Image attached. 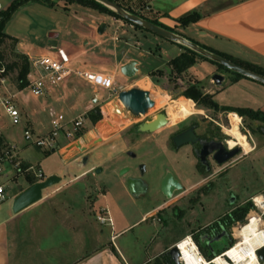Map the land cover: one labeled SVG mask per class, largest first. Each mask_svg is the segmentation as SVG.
Wrapping results in <instances>:
<instances>
[{
	"label": "crops",
	"instance_id": "obj_1",
	"mask_svg": "<svg viewBox=\"0 0 264 264\" xmlns=\"http://www.w3.org/2000/svg\"><path fill=\"white\" fill-rule=\"evenodd\" d=\"M123 1L124 5L121 7L127 11L135 12L148 20H154L201 47L264 71V0H179L168 9H164L162 0ZM152 3L156 10L152 9ZM84 8L97 11L89 7ZM193 11L200 13L201 17L186 27H180L178 18ZM79 21L82 22L83 19ZM107 22L123 26L119 19L99 12V17L91 19L85 31H78L79 40L76 45L62 44L56 41L58 34L51 33L49 38L55 40L54 43L34 48L17 41V49L25 56L26 54L38 56L46 53L50 46H60L70 55L75 68L100 74L107 72V75L113 78L121 73L127 78H137L138 82L148 87L165 85L167 76L172 74L168 62L182 52L178 44L171 42L174 44H171L173 47L177 46V50L171 53V48L162 47L164 41L160 37L147 36L135 28H121V33L127 35L123 41L117 37L106 39L104 36ZM101 24L105 25V30L99 34L97 30ZM140 38L147 40L158 51H152L149 47V50H146ZM109 41L114 43L112 47L105 46ZM118 44H122V47ZM158 52L164 54L163 60L155 56ZM148 56H152L155 61L159 59L162 63L146 69L144 59ZM126 67L129 68L126 70L127 74L131 76L122 72V68ZM187 72L192 75L191 81H187V84L196 85L204 94L212 95L220 106L248 108L264 113V85L228 73L202 59H196V63L188 68ZM214 74H221L224 77L220 86L214 84L212 80ZM178 78L174 79L180 82ZM81 84L89 86L80 80L71 79L51 95L39 98L32 96V105L25 114L26 127L34 132L35 127L43 123V118L40 116L44 113H47L50 125L51 112L57 114L55 105H59L68 97V94L72 93L78 96L77 98H80L84 105L83 112L79 115L87 116L93 110V104L97 100L95 95L98 93L93 89V97L86 98L87 96L81 93L83 86ZM99 98L102 99L101 96ZM21 101L27 104L28 98ZM70 107L74 109L73 106ZM69 121L71 120L66 122ZM89 121L91 122L90 118ZM91 124L95 125L92 122ZM96 127L95 125L93 129ZM87 131L60 147L58 152L62 155L61 149L70 143L76 142L83 146L92 143L93 139L86 138L89 132ZM1 139L0 152L8 145L6 138ZM105 141L107 145L109 142L102 138L96 145L84 148L83 152L80 150V153H77L76 148L62 155L64 161L85 156L88 158L85 163L79 160L78 175L70 177L62 185L61 179L57 183L60 184L59 186L43 190L39 201L19 213L12 212V202L20 190L12 194L9 201L5 202V198L0 202V264H145L161 253L167 252L180 240L169 242L150 253L145 251L144 243L140 250H134L140 236L120 241L149 219L154 228L159 220H154V216H158L167 207L168 202L175 197L173 194L167 197L162 191L164 200L140 210L134 206V202L144 196V189L140 185V192L131 193L129 190L128 192L125 181L121 180L123 191L126 193L125 197L133 205L130 209L128 206L119 205L115 195H112L103 185L97 184L88 175L99 165L97 162L87 167L90 155L98 151ZM22 165L28 164L22 163ZM28 166L31 167V165ZM41 174L44 178L56 175L53 171H49L47 176L42 172ZM24 175L27 185L20 187L21 190L30 186L28 177L35 178L34 173L31 172H25ZM79 183H85L84 191L78 189ZM58 195H63V199L54 202ZM80 197L85 198L86 204L77 203L80 202ZM99 216L110 218L111 223H100Z\"/></svg>",
	"mask_w": 264,
	"mask_h": 264
},
{
	"label": "rangeland",
	"instance_id": "obj_2",
	"mask_svg": "<svg viewBox=\"0 0 264 264\" xmlns=\"http://www.w3.org/2000/svg\"><path fill=\"white\" fill-rule=\"evenodd\" d=\"M114 1L120 6L124 5L123 0ZM177 1L179 0H162L165 6L164 9H168ZM2 2H5V0H2ZM54 2L56 4L52 8L36 2H28L21 5L6 22L4 32L18 42H22L27 46L34 48L44 47L48 43H54L55 40L49 38V34L51 33H57L58 37L56 41L62 44L68 43L76 45L79 40L78 31H85L90 20L99 17V12L92 9H85V6L82 7L83 5L77 3L71 4L69 10H66L64 7L66 4L64 2L59 0ZM151 5L152 9H155L154 4L152 3ZM81 19H83L82 22L79 21ZM120 21L123 23L122 27L107 22V30L104 38L117 37L120 38L121 41L127 38V35L121 33V28L134 29L135 27L122 20ZM135 29L144 32L147 36H154V34L141 28ZM140 39L146 50L149 47L152 51H158V49L149 44L147 40L143 38ZM161 40L164 41V45L162 46H165L164 49L167 47L169 49L171 48V53H174L177 50V46L173 47V43L166 41L163 38H161ZM113 44V42L109 41L105 46L112 47ZM12 45L13 51L21 53L17 49V44L14 46L11 41H6L5 46H3V53L8 61L12 60ZM118 46L122 47V44H118ZM155 56L157 58L161 57L162 60L165 57L161 52L156 53ZM161 63L162 62L159 59H156L155 61L152 56H148L144 59L146 69H151L155 65ZM103 73L108 74L107 72ZM169 77L167 76L166 84H163L161 87H148L147 85L138 82L137 78H127L121 73H118L117 77H114V82L117 85H121L125 89L124 91L132 88L148 91L150 93V98L154 102V106L150 108L146 114L135 117L127 112L123 104L116 99L104 98L107 96V91L98 88L99 93L104 97L101 100L99 96L102 95H95L97 100L93 104V110L99 112L100 118L96 120L95 125L97 127L94 129L93 127H95V125L91 124L88 116H83L82 114L79 115L83 112L84 105L82 104V100L77 98L78 96L74 93L70 95L68 94V97H66L64 101L59 103V105H55V111L58 115H62L65 121L72 120L77 116H82L84 120V128L79 131V134H83L88 130L89 132L87 131L88 136H86V138L93 139L92 143L84 146L76 142L70 143L61 149L62 155H65L67 152L76 148V150H78L76 152L80 153V148L94 146L100 142L102 138L109 142L105 145V141V146L101 145L98 151H94L90 155L87 167L94 165V163L97 162H99V165L94 168L91 173H88V175L90 178L94 179L97 184H100V186L103 185V187L108 189L112 195H115L119 205L122 207L128 206L130 209L133 203L125 197L126 193L123 191L121 180L125 181V183L129 179L141 182L144 187V196H141L135 201L134 206L140 210H144L165 199V196L163 197L161 195L163 194L162 182L168 176L178 180L183 187H187L197 179V176L192 171L193 160L189 147L182 146L176 150L171 146L170 138L178 129V123L171 126L165 125L151 135L137 131L138 124L151 120L157 114H165L169 121V116L166 111L168 104L186 101V98L182 96V91L190 85L187 84V81H191L192 75L186 70L179 76V78L173 74ZM175 77H177L181 83L174 79ZM182 81H184V84H182ZM81 85H83L81 93H84L88 99L92 98L93 88L85 86L84 84ZM11 90L17 92L18 103H16V107L21 114V118L18 124H12L4 111L0 110V138H6L8 142V145H6L3 150L8 149V147L13 148L11 149V154L14 155L15 160L23 164L31 165V173L36 174L38 171H41L47 176L49 175V171H53V173L55 172L56 176L62 179L60 182L61 185L66 183L70 177L78 175L80 172L78 162L84 157H80L76 160L70 159L64 161L62 155L58 152L60 147L72 140L70 137H65L62 133H59L56 137L57 144H55L53 151L45 148H38L25 140L23 132L25 129H28V127H26L25 114L29 111L30 105H32L31 101L33 97L29 90L25 88L21 90L20 95L18 94L17 88L13 87ZM25 98H28L27 104L21 101V99ZM70 106H73L74 109ZM196 109L199 110L197 114L180 122H196L199 126V132H202L205 128H210L212 130H218L219 134L226 136L223 128L228 127L229 125V115L235 114L240 118L239 131L245 136L247 143H252L251 140H253L255 144L258 145V149L254 154L251 155L244 152V158L240 166H251L253 174L256 177V180L249 185V192L251 197L255 198V202L259 208L252 207L250 216L254 215L259 218L261 220V228L264 230V221L261 215V212H264V136L254 132L256 127L263 126L264 124L260 121H251L246 117H240L235 112H226L222 110L214 111L197 107ZM47 117V113L40 116V118H43V123H41V125L38 124V126L35 127L34 132L29 129L34 137H44L50 131L51 128ZM246 131H249L250 136ZM227 139L233 144L237 143L230 137ZM98 169H100V171ZM232 178V175L227 176V180H231ZM249 179L250 176L245 179V182L249 181ZM0 184L4 186L6 202L9 201L12 194L18 191L19 187H25L27 185V180L24 173H18L10 164L4 162L2 164V172H0ZM60 184L53 185L49 187L48 190L53 189ZM84 185L85 183H79L78 189L84 191ZM126 190L128 191L127 185ZM80 198V202L77 203H80L81 205L86 204L85 198ZM245 198L246 197H244V199ZM62 199L63 195H58L54 202H58ZM201 199L203 201L202 197ZM205 204L207 205L208 203L205 202ZM197 208L201 207L197 206ZM192 214L193 213L190 211L189 197L184 193V195H180L178 202L176 199L170 200L167 207H165L158 216H154V220L159 219L154 228L151 219H149L146 223H142L139 227L134 229V231L130 232L126 237L120 239V241L130 240V238L140 236L134 250H140L142 243H144L146 248L145 251L150 253L169 242L178 239L181 240L185 236L194 234L196 230H199L204 225L205 220H208L209 217L212 218L211 215L205 220L196 223ZM196 215H201V213H196ZM246 224L247 220L240 225L235 224L228 229L231 233V241L228 243L227 249L238 241L233 236L234 231ZM196 236L198 237L199 235ZM221 243H226V240H221ZM133 254L135 255L138 253Z\"/></svg>",
	"mask_w": 264,
	"mask_h": 264
},
{
	"label": "flooded vegetation",
	"instance_id": "obj_3",
	"mask_svg": "<svg viewBox=\"0 0 264 264\" xmlns=\"http://www.w3.org/2000/svg\"><path fill=\"white\" fill-rule=\"evenodd\" d=\"M225 71L231 73L229 70ZM178 125V129L170 138L171 146L176 150L182 146L189 147L193 160L192 171L197 179L187 187H183L178 180L171 177L172 194L177 202L180 195H184V193L189 197L190 211L193 213L196 223L212 215V218L209 217L208 220H205L204 225L195 233L193 232L194 234L191 236L203 255L205 253L206 256H223L231 241V233L228 229L235 224L240 225L246 220L248 222L251 208H259L255 198H252L249 192V185L256 180V177L251 166H240L244 158V151L239 144L229 142L227 139L229 136L226 134V136H222L218 130L210 128L199 132L196 122H180ZM189 129L192 130L195 140L176 147L173 138ZM246 132L250 136L249 131ZM254 132L264 136V125L256 127ZM251 142L248 143L250 146L248 154L252 155L257 151L258 145L253 140ZM233 150H237V152L231 158L223 163L219 162L227 152ZM231 175L233 178L227 180V176ZM248 176L250 179L245 182ZM141 188L144 189L143 185ZM244 197L246 198L244 199ZM205 202L208 204L206 205ZM197 206L201 208H197ZM196 213H201V215L197 216ZM261 213L264 221V212ZM195 234L199 236L197 237ZM223 239L226 240L224 244L221 243Z\"/></svg>",
	"mask_w": 264,
	"mask_h": 264
},
{
	"label": "built area",
	"instance_id": "obj_4",
	"mask_svg": "<svg viewBox=\"0 0 264 264\" xmlns=\"http://www.w3.org/2000/svg\"><path fill=\"white\" fill-rule=\"evenodd\" d=\"M14 1L18 0H5V2L0 0V23L3 20V13ZM26 56L29 63V70L26 77L27 85L25 86V89H28L30 94L35 98L51 95L56 92L59 87L71 79L82 81L92 87L98 94V88L107 91V96L104 97L101 94L102 99L103 97L106 99L114 98L119 102L118 94L125 90L121 85H117L114 82V78L110 75L95 73L87 69L75 68L70 55L60 46H50L48 47L47 52L42 55L33 56L26 54ZM13 87L16 88V85L10 78L7 62L0 57V110L4 111V113L11 120L12 124H18L20 122L21 115L16 107L17 92H13L11 90ZM20 91L21 90H18V93ZM50 116L51 129L44 137H34L29 129H25L23 132L25 140L38 148L51 150L54 149L55 144H57L56 137L59 133H62L65 137H70L72 140H75L78 135H80L79 131L83 128L84 123L82 116H79L69 122H66L62 115H58L53 111ZM11 149L13 148L8 147V149L0 152V172H2V164L4 162L10 164L18 173L31 172L32 167L25 170L22 169V163L15 160L14 155L11 154ZM34 175L36 182L45 179L40 171L36 174L34 173ZM4 200V186L0 184V202ZM98 221H100V223H111L110 218H106L104 216H99ZM184 238L189 239L190 243L194 245V252L200 259L203 260L202 263H204V261H206V263H210L212 261V259L207 260L203 256L191 235L185 236ZM174 246L178 247V242H176ZM179 262L180 264H183L180 261V255Z\"/></svg>",
	"mask_w": 264,
	"mask_h": 264
},
{
	"label": "water",
	"instance_id": "obj_5",
	"mask_svg": "<svg viewBox=\"0 0 264 264\" xmlns=\"http://www.w3.org/2000/svg\"><path fill=\"white\" fill-rule=\"evenodd\" d=\"M92 1H95L103 5L108 10L113 12L115 15L120 17L123 21H127L133 24L134 26H137L143 30H146L150 32L151 34H154L155 36L163 38L167 41L182 45L192 50L193 52L199 54L200 56L206 58L207 60H210L235 74H238L244 78L250 79L254 82L264 85V75L254 72L252 70H249L245 67H242L223 56L215 54L199 46L198 44L190 40H187L185 37H183L182 35L178 33H175L171 30L158 26L154 24L153 22L142 18L141 16H138L130 11H127L126 9L122 8L119 4H117L114 1H111V0H92ZM104 30H105V25L101 24L97 31L99 34H102ZM128 69H129L128 67L122 68V72L127 74L126 70ZM127 75L131 76L130 74H127ZM212 80L216 86H220L224 81V77L221 74H214L212 76ZM118 100L120 103L123 104L126 111L135 117L146 114L147 111L154 106V102L150 98V93L148 91L141 90L138 88H132L127 91H121L118 94ZM165 125H167L166 115L157 114L151 120L138 124L137 131L141 133H153ZM194 140H195V137L191 129L186 130L185 132H182L173 138V142L176 147L185 145L188 142L194 141ZM80 150H82L83 152L85 149L80 148ZM235 152H237V150L227 152L226 156L222 158L221 160H219V162L223 163L227 161L229 158H231L234 155ZM87 158L88 157L85 156L82 159V162L85 163ZM98 170L100 171V169ZM60 180H61L60 177L56 175H50L42 181L35 182L34 184L30 185L28 188L24 190H21V188L19 187L18 190H20V192L14 198L12 202V212L14 214L19 213L20 211L27 208L28 206L36 203L42 198L43 190L57 184L58 182H60ZM171 184H172V179L170 176H168L162 182V191L167 197H170L173 192L171 188ZM126 185H127L128 190L131 193L140 192L139 185L142 186L140 181L132 180V179L127 180ZM167 253L171 257L174 264H180L179 262L180 254L176 246L173 245L172 247H170L167 250ZM256 256H257L259 264H264V246L256 250ZM226 259L229 261L228 258Z\"/></svg>",
	"mask_w": 264,
	"mask_h": 264
},
{
	"label": "trees",
	"instance_id": "obj_6",
	"mask_svg": "<svg viewBox=\"0 0 264 264\" xmlns=\"http://www.w3.org/2000/svg\"><path fill=\"white\" fill-rule=\"evenodd\" d=\"M54 1H57V0H18V1L12 2L10 4V6L8 7V9L3 13V20L0 23V57L7 62V68H8L10 78L12 79V82L15 83L16 88L18 90L24 89L25 86L27 85L26 77H27L28 70H29V64H28L27 57L25 55L13 51V45H12V60L8 61L6 59V57L4 56L3 46H5L6 41H8V40L11 41L14 44V46L17 43L16 39L8 36L4 32L5 24L12 17V15L15 13V11L21 5H23L25 3L36 2V3H41L45 6L52 8L56 4ZM59 1H62L66 4V6H64L66 10H69V6L71 4L77 3V4H81L85 7L93 8L100 13H104V14L112 16L116 19L122 20L120 17L115 15L113 12L108 10L106 7H104L103 5H101L95 1H92V0H59ZM111 1H114V0H111ZM130 12H132V11H130ZM132 13L137 15V13H135V12H132ZM141 17L144 18L143 16H141ZM200 17H201L200 13L193 11V12H190V13L178 18L177 22L179 23L180 27H186L190 23L196 22ZM144 19H147V18H144ZM149 21L153 22L154 24H156L158 26H161L163 28L170 30L169 28L162 26L161 24L157 23L154 20H149ZM124 22L132 25L135 28H139V27L134 26L133 24L127 22V21H124ZM178 46L182 49V52L178 56L172 58L168 62V65L170 67V72L173 75H176L177 77H179L186 70H188V68L193 66L196 63V59H202V60L209 61V62L215 64L219 69L227 70L224 67H222V66H220V65H218V64H216L210 60H207L206 58L200 56L199 54L193 52L192 50H190V49H188L182 45L178 44ZM205 49H207V48H205ZM207 50H209V49H207ZM209 51H211V50H209ZM211 52L218 54L220 56H223L227 59H230L223 54H220V53H217L214 51H211ZM230 60L235 62L236 64L242 66V67H245L249 70H252L254 72H257L259 74L264 75V71H262L261 69H258L254 66H251V65H248V64H245L242 62H237V61L232 60V59H230ZM232 74H235V73H232ZM235 75L238 77H242L238 74H235ZM182 96L186 99L192 100L197 108L209 109V110H214V111L222 110V111H226V112H235L240 117H247L251 121H260L261 123L264 124V113H261L258 111H252L248 108H234V107H229V106H220L213 99L212 95L204 94L196 85L187 86L182 91ZM87 116L90 118L92 123H95L96 120L100 118L99 112L95 111V110H92ZM1 145H2V139L0 138V146ZM27 168H29L28 165H22V169L25 170ZM28 181H29L30 185H32L36 182V179L34 177H28ZM240 218H241V216H240ZM203 256L205 258H207V260H211L215 257V255H209V256L207 255L206 256L205 253ZM145 264H174V263H173L171 257L168 255V253L163 252L160 255H158L157 257H155L153 260H151L150 262H147Z\"/></svg>",
	"mask_w": 264,
	"mask_h": 264
},
{
	"label": "bare ground",
	"instance_id": "obj_7",
	"mask_svg": "<svg viewBox=\"0 0 264 264\" xmlns=\"http://www.w3.org/2000/svg\"><path fill=\"white\" fill-rule=\"evenodd\" d=\"M166 111L169 116V121L166 118L167 125L171 126L197 114L199 110L196 109L192 100L186 99L185 102L169 103ZM239 121L240 118L237 115L230 114L229 125L224 127L223 131L235 140L244 152L248 153L250 146L245 136L239 131ZM234 237L238 241L227 249L223 256L214 257L210 263H206V261L202 263L203 260L194 252V245L190 243L189 239L182 238L178 241L177 247L180 253V261L183 264H259L256 250L264 246V230L261 228V220L254 215L250 216L246 225L234 231ZM181 245L184 247L181 248Z\"/></svg>",
	"mask_w": 264,
	"mask_h": 264
},
{
	"label": "snow or ice",
	"instance_id": "obj_8",
	"mask_svg": "<svg viewBox=\"0 0 264 264\" xmlns=\"http://www.w3.org/2000/svg\"><path fill=\"white\" fill-rule=\"evenodd\" d=\"M186 243H187V241H186ZM180 247H181V248H183V247H184V245H181Z\"/></svg>",
	"mask_w": 264,
	"mask_h": 264
}]
</instances>
